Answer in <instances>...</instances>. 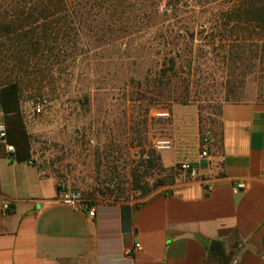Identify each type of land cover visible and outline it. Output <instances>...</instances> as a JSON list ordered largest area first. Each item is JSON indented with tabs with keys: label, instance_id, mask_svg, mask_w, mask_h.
<instances>
[{
	"label": "rangeland",
	"instance_id": "rangeland-1",
	"mask_svg": "<svg viewBox=\"0 0 264 264\" xmlns=\"http://www.w3.org/2000/svg\"><path fill=\"white\" fill-rule=\"evenodd\" d=\"M65 2L44 47L0 43V86L29 101L36 161L58 186L140 203L218 132L224 102L264 100V0Z\"/></svg>",
	"mask_w": 264,
	"mask_h": 264
},
{
	"label": "crops",
	"instance_id": "crops-1",
	"mask_svg": "<svg viewBox=\"0 0 264 264\" xmlns=\"http://www.w3.org/2000/svg\"><path fill=\"white\" fill-rule=\"evenodd\" d=\"M219 119L207 155L183 161L195 178L180 172L140 203L90 200V216L58 202L56 176L36 161L30 103L17 83L1 85L0 209L12 211L0 210V264H264V100L226 101Z\"/></svg>",
	"mask_w": 264,
	"mask_h": 264
},
{
	"label": "trees",
	"instance_id": "trees-1",
	"mask_svg": "<svg viewBox=\"0 0 264 264\" xmlns=\"http://www.w3.org/2000/svg\"><path fill=\"white\" fill-rule=\"evenodd\" d=\"M65 1L0 0V43L14 40L26 49L39 50L44 47L50 36L59 33L53 17L61 12ZM258 13L259 22L264 24V6ZM113 198L119 199V196ZM211 249L223 256L221 244L214 242Z\"/></svg>",
	"mask_w": 264,
	"mask_h": 264
},
{
	"label": "built area",
	"instance_id": "built-area-1",
	"mask_svg": "<svg viewBox=\"0 0 264 264\" xmlns=\"http://www.w3.org/2000/svg\"><path fill=\"white\" fill-rule=\"evenodd\" d=\"M156 116L160 118L167 117V113H157ZM5 136V133L3 131V128L0 127V138L3 140V137ZM207 142V140H206ZM173 143L169 138H155L152 141V149L155 152L162 153V152H168L172 149ZM8 151H12V146H7ZM201 156L207 155V148L204 146L201 151ZM180 170L183 172L188 178H195L196 177V170L194 167L188 163V162H182L180 163ZM244 188L243 184H238L235 188ZM58 202L62 205H65L70 208L74 209H80L82 211H87V213L90 216L94 215V210L90 206V200L86 199L81 191L68 187L64 184H61L58 186V196H57ZM1 213L2 214H8L12 211V207L9 203H3L1 206ZM138 248V245H137Z\"/></svg>",
	"mask_w": 264,
	"mask_h": 264
}]
</instances>
